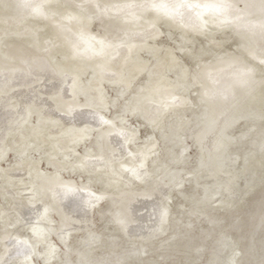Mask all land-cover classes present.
<instances>
[{
	"label": "water",
	"instance_id": "water-1",
	"mask_svg": "<svg viewBox=\"0 0 264 264\" xmlns=\"http://www.w3.org/2000/svg\"><path fill=\"white\" fill-rule=\"evenodd\" d=\"M30 2L0 0V264H264L261 0Z\"/></svg>",
	"mask_w": 264,
	"mask_h": 264
},
{
	"label": "snow or ice",
	"instance_id": "snow-or-ice-1",
	"mask_svg": "<svg viewBox=\"0 0 264 264\" xmlns=\"http://www.w3.org/2000/svg\"><path fill=\"white\" fill-rule=\"evenodd\" d=\"M27 5L32 9L34 13H39L40 10L43 8V4H34L31 3L30 0H28ZM125 7H135V5H125ZM152 9L157 10L158 12H163L165 15H173L174 11L178 12L179 9L181 8H188V9H203L205 11H211L214 10L216 12H221L225 9V5L223 3H217V4H193V3H188L186 0H182L181 3L178 5H170L169 3L166 2V0H153V3L149 5ZM260 7L262 10H264V0H261ZM201 15L203 14L202 12L200 13ZM261 29L264 30V22L261 23L260 25ZM87 44V47L84 49L85 52L92 51V52H97V50L87 41L85 42ZM100 44V50L103 51L105 47H108V45H105L103 41L98 42ZM77 52L79 53V47L75 46ZM175 98L170 103H174ZM170 103H164L158 105L159 108L166 109L167 107L170 106ZM101 124H109L111 123L109 120H105L103 116L100 118ZM126 139L128 138L127 136L125 137ZM140 167H143V164L141 163ZM129 171H132L133 175H139L138 171L136 169H131ZM47 211V210H46ZM166 215V213H164ZM120 222V221H118ZM56 254L55 249H50L48 255L50 257H54ZM49 264L51 262L49 261ZM73 264H124L122 261H110V260H102V261H95L89 259L86 255H82L81 259L79 261L73 262ZM229 264H235V261L229 262Z\"/></svg>",
	"mask_w": 264,
	"mask_h": 264
},
{
	"label": "clouds",
	"instance_id": "clouds-1",
	"mask_svg": "<svg viewBox=\"0 0 264 264\" xmlns=\"http://www.w3.org/2000/svg\"><path fill=\"white\" fill-rule=\"evenodd\" d=\"M23 2H24L25 4H27V3H28V0H23ZM224 5H225V9H226V10H227V9H232V8H233V5H231L230 3H225Z\"/></svg>",
	"mask_w": 264,
	"mask_h": 264
}]
</instances>
